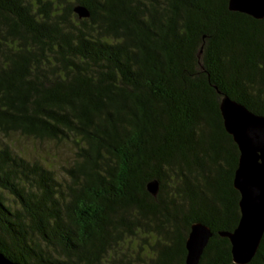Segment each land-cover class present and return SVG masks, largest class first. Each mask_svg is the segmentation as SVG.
<instances>
[{"label": "trees", "instance_id": "obj_1", "mask_svg": "<svg viewBox=\"0 0 264 264\" xmlns=\"http://www.w3.org/2000/svg\"><path fill=\"white\" fill-rule=\"evenodd\" d=\"M228 1L0 0L3 254L185 264L201 221L213 236L198 264H236L219 231L240 218L239 149L219 104L224 93L264 115V18ZM14 134L65 144L72 160L58 173ZM248 264H264V237Z\"/></svg>", "mask_w": 264, "mask_h": 264}, {"label": "water", "instance_id": "obj_2", "mask_svg": "<svg viewBox=\"0 0 264 264\" xmlns=\"http://www.w3.org/2000/svg\"><path fill=\"white\" fill-rule=\"evenodd\" d=\"M231 11L264 18V0H229ZM74 12L80 19L91 15L84 4H76ZM221 92V91H219ZM220 111L226 131L239 149L238 166L233 184L240 193V218L232 231H219L231 243V254L236 264H248L256 255L264 237V115L251 111L228 94L221 93ZM147 190L153 196L159 191V181L152 179ZM211 227L204 222L191 224L185 247V264H198L210 238ZM0 264H20L0 251Z\"/></svg>", "mask_w": 264, "mask_h": 264}, {"label": "rangeland", "instance_id": "obj_3", "mask_svg": "<svg viewBox=\"0 0 264 264\" xmlns=\"http://www.w3.org/2000/svg\"><path fill=\"white\" fill-rule=\"evenodd\" d=\"M11 138L17 152L31 159H49L58 173H63V166H68L72 160L73 152L65 144L36 140L19 134H14Z\"/></svg>", "mask_w": 264, "mask_h": 264}]
</instances>
